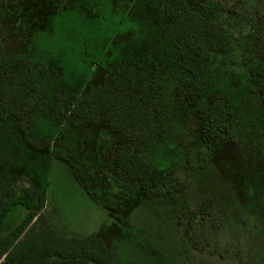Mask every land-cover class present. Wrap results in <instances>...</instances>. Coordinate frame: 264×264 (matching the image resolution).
Segmentation results:
<instances>
[{
	"label": "rangeland",
	"instance_id": "rangeland-1",
	"mask_svg": "<svg viewBox=\"0 0 264 264\" xmlns=\"http://www.w3.org/2000/svg\"><path fill=\"white\" fill-rule=\"evenodd\" d=\"M166 1L0 3V61L34 62L40 91L23 119L0 112V186L33 183L55 236L99 237L117 264H264V115L253 91L264 76V0H209L232 47L195 59L171 46ZM140 43L148 51L143 58ZM121 63L134 87L139 72L150 74L159 127L119 136L85 113L70 122L75 96L116 75ZM127 76L117 74L119 86ZM190 77L204 94L229 97L234 136L214 149L198 142L195 108L179 106V79L181 87ZM122 144L144 158V179L115 177L114 152ZM164 171L178 179V191L144 197L141 184ZM25 213L13 207L2 235Z\"/></svg>",
	"mask_w": 264,
	"mask_h": 264
},
{
	"label": "trees",
	"instance_id": "trees-1",
	"mask_svg": "<svg viewBox=\"0 0 264 264\" xmlns=\"http://www.w3.org/2000/svg\"><path fill=\"white\" fill-rule=\"evenodd\" d=\"M212 4L209 0L166 1L163 13L169 23L171 46L182 48L194 59L204 52L226 53L231 49V36L214 21L216 8ZM140 46L141 50L137 51L141 53L140 57H144L143 53L148 56L144 43H140ZM122 67L121 63L118 73L128 75L126 81L129 84L119 86L118 73L107 76L101 84L89 88L84 96H75L70 102L67 119L73 122L75 115L85 113L87 118L99 120L110 133L119 136L151 130L152 126L159 127L162 118H159L160 109L156 108L155 102L157 87L150 74L147 71L139 72L137 86L134 87L129 71ZM36 71L35 63L25 58H4L0 61V112L16 120L26 116L40 94ZM191 73L194 75L192 70ZM190 78L181 87L179 79V106L195 108L198 142L209 150L214 149L234 136L235 118L228 105L229 97L216 92L204 94L203 87H199V83L192 80L193 77ZM260 78L263 80L253 87V91L257 94L259 110L264 115V76ZM250 83L251 76H246V90ZM202 100L206 103L205 108L200 107ZM28 134L33 136L31 131ZM113 167L114 175L119 180L139 181L146 174L144 158L124 144L114 152ZM149 179L150 182H143L140 188L146 198H161L178 191L180 187L178 179L166 171ZM17 205L25 208L24 218L2 235L6 215ZM44 206V195L33 183L27 187H17L15 182L0 186V264H117L114 254L99 237L64 240L55 236L43 211ZM207 209L203 206L201 210L206 213ZM186 233L192 247L198 248L196 240Z\"/></svg>",
	"mask_w": 264,
	"mask_h": 264
}]
</instances>
